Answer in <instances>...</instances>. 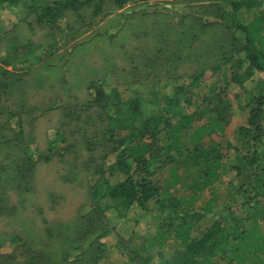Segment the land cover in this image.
<instances>
[{
	"label": "trees",
	"instance_id": "1",
	"mask_svg": "<svg viewBox=\"0 0 264 264\" xmlns=\"http://www.w3.org/2000/svg\"><path fill=\"white\" fill-rule=\"evenodd\" d=\"M21 1L0 0V6L15 9ZM134 1L30 0L26 13L35 15L38 26L73 39L78 34L70 25V17H77L80 12L92 8L93 15L97 16L104 6L119 9ZM198 2L205 3L201 15L219 21L228 15L221 7L225 5L230 10L225 29L237 30L242 39L237 37L221 43L223 25L220 23L200 25L198 32L181 24H168L166 32L170 33L171 40L155 47V52L143 65V74L147 76L141 77L139 83L145 91L135 90L134 96H126L116 86L108 88L103 81H90L86 107L94 110L100 127L97 138L85 140L88 151L90 148L98 151L91 158L83 187L88 196L89 211L79 216L72 227L63 226L57 231L58 252H35L20 262L18 248L26 252L29 249L24 242L14 238L15 248L9 252L0 249V264H100L107 249L100 241L114 229L104 212H113L121 221L133 210L141 212L133 222L137 224L147 215L153 222L155 234L139 245L130 243L131 247L123 240L119 241L117 247L127 258L123 264H215V259L225 264H264V258L257 257L264 253V235L257 232L256 226L244 228L246 220L235 214L243 209L248 214L246 219L256 218L259 199H264V126L261 124L264 121V80L257 83V96L248 93L249 117L246 125L237 130V144L220 145L211 141L202 144L206 136L222 132L226 126L227 103L222 98L220 85L242 87L254 74H264L263 20L244 25L235 20L239 9H257L262 0ZM197 15L189 14L187 18L196 24ZM207 29L212 31L211 35L200 36V32L205 33ZM184 36L187 37L184 39ZM206 38L207 43L203 41ZM23 45L21 64L25 65L26 56L36 48L27 49L28 44ZM163 55L171 63V66H165V75L159 73L165 63ZM0 72L6 77L5 82L0 80V150L11 151L0 157V215L5 211L11 215L16 208L8 204L7 192L25 199L35 189L38 165L49 162L55 155L62 157L70 150V144L65 146L66 138L55 131L53 140L48 137L46 152H42L32 138L25 137L21 115L4 106V98L16 88L22 75L14 76L3 69ZM206 73L215 76L218 83L213 82L202 92ZM151 76L156 77L153 82ZM196 102L203 104L211 115L205 122H202L205 113L197 104L194 107ZM59 144L65 147L59 148ZM230 151L232 153L228 154ZM231 170L238 180L232 188L234 193L245 197V187L250 186L252 195L246 202L237 203L232 198L228 205L221 206L212 190L220 183L219 171ZM163 171L168 177L158 181L157 175ZM70 176L73 180V174ZM71 178L64 177V181L70 182ZM182 187L189 196L171 193L172 188L178 191ZM204 193H211V197L201 206L198 201ZM206 218L212 220L211 224L199 235H193L192 229ZM169 239L175 247L172 254L166 256L163 251ZM50 246L52 249L54 245Z\"/></svg>",
	"mask_w": 264,
	"mask_h": 264
},
{
	"label": "rangeland",
	"instance_id": "2",
	"mask_svg": "<svg viewBox=\"0 0 264 264\" xmlns=\"http://www.w3.org/2000/svg\"><path fill=\"white\" fill-rule=\"evenodd\" d=\"M29 2L30 0H22L15 9L0 6V70H7L14 76L22 75L16 88L9 91L6 98L3 97L4 106L21 115L25 137L32 138L39 151L46 152L48 137L53 140L55 131L66 138L65 146L70 144V150L62 157L55 155L49 162L38 165L35 189L25 199H19L16 194L7 192L8 204L16 208L13 212L16 214L8 215V211H5L0 215V249L1 252H9L15 248L12 239L21 240L29 251L18 248L21 252L18 254L20 262L26 261L27 256L35 252L37 254L58 252L57 231L63 226L72 227L79 216L89 211L88 196L83 187L90 171L91 158L97 155L98 151L91 148L88 151L85 140L97 138L100 127L94 110L86 107L87 87L90 81H103L108 88L116 86L126 96H134L135 90L145 91L139 83L141 77L145 79L147 76L143 74V65L151 58L155 47H161L160 44L163 45L165 40H171L170 33L166 32L168 24L174 26L181 24L198 32L200 25L220 23L223 25L220 31L221 43L231 42L237 37L242 39L237 30L225 29L230 14L225 5L221 7L228 15L223 21H219L201 15L205 3L198 0H135L119 9L104 6L97 16L93 15V8L85 10L77 17H70V25L78 34L73 39L69 35L38 26L35 15L32 12L26 13ZM193 13L199 14L196 16V24L187 18ZM235 20L242 25L250 22L260 23L263 20L261 36L264 37V0L257 9L250 11L243 7L239 9ZM83 21H86V24L83 25ZM211 32L207 29L205 33L200 32V36L211 35ZM185 37L187 36H184V39ZM207 40L203 39L205 43ZM23 44H28L27 49L36 48L26 56L25 65L21 64L24 60L21 54ZM164 60L160 74L166 71L165 66H171L165 55L162 57V61ZM4 61L10 64H5ZM154 70H157V65ZM225 74L229 76L228 73ZM153 78L156 77L151 76V82L154 81ZM5 79L0 72V80L5 82ZM259 80H264L263 73L254 74L242 87L231 84L227 87L228 85L224 83L220 85L222 98L227 103L226 126L222 132L206 136L202 144H208L210 141L220 145L226 142L231 145L237 144V130L240 126L246 125L249 117L246 108L248 93L254 96L259 94L257 86ZM202 81L205 84V90L202 92H205L213 82L218 83L215 76H211L210 73H206ZM168 91L167 88L166 92ZM197 91L199 90L196 89ZM193 101L195 102L196 98ZM196 104L205 113L202 121L205 122L211 115L203 104L196 102L194 107ZM261 124L264 126V121H261ZM65 146L58 145L59 148ZM9 152L11 151L3 148L0 150V157L7 156ZM231 153L232 151L228 154ZM70 174H73V180ZM235 176L232 170L219 171L220 183L212 190L213 195L218 197V205H228L232 198L237 203L246 202L247 198L251 197L250 186L245 187L244 191L247 193L245 197L234 193L232 188L238 181ZM64 177H70V182L64 181ZM167 177L166 171L157 175L158 181H163ZM171 193L181 196L186 195L187 190L184 187L178 191L172 188ZM209 194L204 193V197L198 201L201 206L211 197ZM259 200L261 203L257 207L259 212L256 218L246 219L248 214L243 209L236 211L235 214L239 219L246 220L244 228L253 229L256 226L257 232L264 235V199L261 197ZM213 208H217L216 202L213 203ZM137 214L141 212L130 211L127 219L120 221L115 218L113 212H104L109 223L114 225V229L100 241L107 248L100 264L126 262L127 258L123 256L122 249L117 247L119 241L123 240L131 247L130 243L139 245L154 236L153 222L147 215L137 224L133 222ZM211 221L207 218L201 220L191 233L199 235ZM50 245H54L52 249ZM174 247L172 240H167L164 254L170 256ZM24 254L26 257H23ZM257 257L264 258V253L258 254ZM214 262L225 264L218 259Z\"/></svg>",
	"mask_w": 264,
	"mask_h": 264
}]
</instances>
